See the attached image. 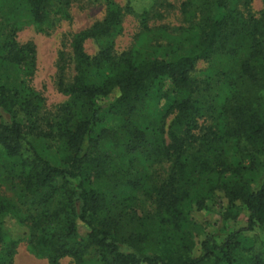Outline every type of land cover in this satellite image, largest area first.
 <instances>
[{
  "label": "trees",
  "instance_id": "obj_1",
  "mask_svg": "<svg viewBox=\"0 0 264 264\" xmlns=\"http://www.w3.org/2000/svg\"><path fill=\"white\" fill-rule=\"evenodd\" d=\"M25 1L42 25L51 0ZM206 1L213 9L199 15V41L172 59L113 56L122 9L110 1L101 21L74 36L76 73L68 82L63 65L59 80L68 100L50 117L41 116L44 98L26 80L36 71L35 45L18 42L15 29L0 40V62L20 79L0 81V106L11 114L0 117V188L8 185L15 196L0 192V218L13 214L27 224L29 244L51 263L264 264V236L244 233L264 232V11L246 16L241 6L249 0ZM89 39L100 42L94 55ZM237 47L246 51L238 71L246 92L237 90L217 123L205 127L192 71L214 50ZM165 78L173 90L161 95ZM105 114L118 118L117 128L105 125ZM35 136L61 152L50 158ZM164 162L168 175L154 181L151 169ZM138 195L153 199L155 213L137 211ZM207 200L229 214L246 210L248 224L221 240L206 236L195 256L183 203L201 208ZM77 220L89 227L87 236H79ZM17 244L0 228V264H14Z\"/></svg>",
  "mask_w": 264,
  "mask_h": 264
},
{
  "label": "rangeland",
  "instance_id": "obj_2",
  "mask_svg": "<svg viewBox=\"0 0 264 264\" xmlns=\"http://www.w3.org/2000/svg\"><path fill=\"white\" fill-rule=\"evenodd\" d=\"M110 1L121 7L122 27L114 37L113 56L131 52L141 59L165 58L172 59L190 49L200 37V22L202 14H207L212 8L206 0H51L45 22L40 25L33 21L27 11L25 0H0V40L5 34L15 29L16 38L20 43L32 42L36 47V71L28 80L29 86L39 92L44 100L40 109L42 117H50L59 112L68 100L59 87V80L65 65L66 79L72 81L75 71V60L72 53V41L81 30L101 21L107 11ZM244 0L241 1V3ZM239 2H235L238 4ZM247 3V2H246ZM248 16V10L256 17H261L264 11V0H249L242 5ZM213 9V8H212ZM202 12V14H201ZM86 50L94 55L100 49L97 39L87 40ZM245 50L237 47L236 53L229 49L214 50L207 58L197 61L192 74L193 100L202 113L205 127L217 123L215 117L221 113V108L228 100L234 98V93L246 92L240 83L239 65ZM17 72L7 64L0 62V81H19ZM236 89V90H235ZM173 84L165 78L161 85V95L171 94ZM115 95L100 97L102 103L114 100ZM165 102L161 100L160 106ZM11 114L0 106V117L10 120ZM105 125L115 129L119 125L118 118L105 114ZM34 141L39 149L50 158H56L61 152L56 143L35 136ZM170 170V163L155 165L151 171L154 181H162ZM102 183L105 181L102 180ZM253 187H256L254 184ZM0 192L7 197L15 198L14 193L3 185ZM134 206L137 211L146 215L155 213L153 199L138 195ZM183 208L189 214V222L184 224L195 237L193 254H201V241L208 235H214L221 240L232 230L245 227L248 224L246 210L232 211L224 209L207 200L199 208L190 201L183 203ZM235 213L238 215L231 219ZM0 228L9 239L17 240V252L14 264H75L69 257H64L56 263H51L46 254L39 248H33L27 240L29 226L8 214L0 218ZM80 237L89 233V227L81 220L76 221ZM245 235L250 239L256 235L264 236V232L255 227L246 230ZM131 250L132 248H128Z\"/></svg>",
  "mask_w": 264,
  "mask_h": 264
}]
</instances>
